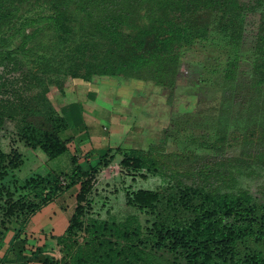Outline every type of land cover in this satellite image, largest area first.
Segmentation results:
<instances>
[{"label": "trees", "instance_id": "obj_1", "mask_svg": "<svg viewBox=\"0 0 264 264\" xmlns=\"http://www.w3.org/2000/svg\"><path fill=\"white\" fill-rule=\"evenodd\" d=\"M32 1L0 0V38L19 18L21 7ZM43 2L54 9L47 19L54 32L76 46L72 63L79 67L73 74L89 65L85 83L112 76L172 89L178 82L182 50L206 41L213 32L226 34L229 64L212 148L219 154L228 146L236 147L243 162L264 164V0ZM251 15L257 17L258 28L248 58L242 54ZM26 23L24 34L34 25L33 21ZM244 65L249 68L243 70ZM3 123L0 113V129ZM66 129L59 116L46 128L24 123L19 135L27 147L54 160L69 151L70 141L61 137ZM110 153L89 169L72 157L70 173L51 172L24 181L23 189L39 199L27 207L36 212L78 187L76 208L64 234L56 238L55 254L29 245L35 264H264V196L247 189L223 191L169 180L156 189H125V208L136 214L123 221L116 219L109 201L101 206V211L109 208L104 214L96 211L95 176L116 157ZM122 156L120 166L128 176L148 179L147 174L156 169V159L143 151ZM19 165L20 157L5 153L0 143V185ZM15 206L12 201L3 212L0 228L15 225ZM17 226L19 239L24 232L21 224ZM24 237L14 244L21 255L29 242Z\"/></svg>", "mask_w": 264, "mask_h": 264}, {"label": "rangeland", "instance_id": "obj_2", "mask_svg": "<svg viewBox=\"0 0 264 264\" xmlns=\"http://www.w3.org/2000/svg\"><path fill=\"white\" fill-rule=\"evenodd\" d=\"M53 15L52 6L43 0H33L21 7L19 18L0 38V113L4 116L0 143L5 153H16L21 161L0 185V219L11 202H16L12 220L16 227L21 224L24 232L19 239L25 236L30 244L43 248L48 254H55L56 238L64 234L74 213L78 187L55 197L53 203L40 212L27 209L39 199L32 191L23 189L25 180L51 172L70 173L72 165L69 154L50 160L41 150L27 147L19 130L24 123L46 128L59 118L62 104L70 99L67 96L75 86L86 82L89 68L85 64L78 75L73 74L79 67L72 63L76 46L54 32L52 23L47 21ZM27 21H33L34 25L24 34L22 27ZM257 21L253 15L248 19L242 54L248 58ZM24 41L27 42L25 47ZM228 64V37L221 32H213L206 41L182 50L178 82L162 97H166L165 106H151L156 120L162 122V131L152 143L155 145L143 152L148 158L156 159V169L147 174L148 179L128 176L120 166L122 154L116 155L109 166L96 173L94 191L99 202L96 211L104 214L109 208L101 211V206L109 201L116 219L123 221L129 214H136L125 208V189H156L169 180L212 186L223 191L240 187L257 197L264 196V164L243 162L236 147L228 146L219 154L212 148L223 76ZM248 68L243 66V70ZM58 89L66 95H60ZM61 96L63 103L58 102ZM123 148H132V144L127 143ZM5 188L13 193V198ZM139 219L145 221L144 216ZM44 220L49 222L45 228Z\"/></svg>", "mask_w": 264, "mask_h": 264}, {"label": "crops", "instance_id": "obj_3", "mask_svg": "<svg viewBox=\"0 0 264 264\" xmlns=\"http://www.w3.org/2000/svg\"><path fill=\"white\" fill-rule=\"evenodd\" d=\"M165 94L166 90L151 82L106 76L75 86L64 103L61 96L58 102L63 103V108L59 116L67 126L61 137L70 141V162L75 157L82 168L89 169L109 152L116 156L155 145L152 143L160 137L162 122L156 120L151 106L164 107ZM127 143L132 148H123ZM46 220L44 228L49 226ZM18 230L14 225L0 228V264L36 263L30 258L29 245L33 244L28 242L23 255L14 247L20 240L16 239Z\"/></svg>", "mask_w": 264, "mask_h": 264}]
</instances>
